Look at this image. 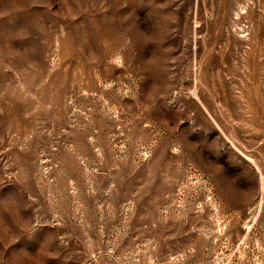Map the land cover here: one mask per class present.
<instances>
[{"label":"rangeland","instance_id":"obj_1","mask_svg":"<svg viewBox=\"0 0 264 264\" xmlns=\"http://www.w3.org/2000/svg\"><path fill=\"white\" fill-rule=\"evenodd\" d=\"M0 264H264V0H0Z\"/></svg>","mask_w":264,"mask_h":264}]
</instances>
